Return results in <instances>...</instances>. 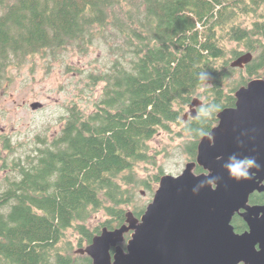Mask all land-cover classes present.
Returning a JSON list of instances; mask_svg holds the SVG:
<instances>
[{"label": "trees", "instance_id": "16d2710c", "mask_svg": "<svg viewBox=\"0 0 264 264\" xmlns=\"http://www.w3.org/2000/svg\"><path fill=\"white\" fill-rule=\"evenodd\" d=\"M97 43L111 59L87 75L88 85L104 84L93 111L68 104L60 132L37 135L33 148L1 136L0 264H90L69 231L83 248L103 227L125 224L128 211L141 217L138 189L154 191L164 174L138 176L136 167L153 158L150 140L177 124L196 160L201 133L236 104L237 89L264 75V0H0V90L12 83V68L31 58L56 59L71 47L87 52ZM247 52L253 59L244 68L231 66ZM195 98L202 100L197 117L185 120ZM206 105L216 107L205 120ZM251 201L264 202V193ZM100 211L106 220L90 228ZM233 223L238 232L247 228L239 215Z\"/></svg>", "mask_w": 264, "mask_h": 264}, {"label": "water", "instance_id": "95a60500", "mask_svg": "<svg viewBox=\"0 0 264 264\" xmlns=\"http://www.w3.org/2000/svg\"><path fill=\"white\" fill-rule=\"evenodd\" d=\"M252 59L247 52L231 66L244 68ZM235 96L236 104L221 110L218 124L200 139L196 160L178 175L161 177L141 217L128 211L125 224L104 227L79 253L89 255L93 264H264V204L250 203L253 193L264 192V75L241 86ZM201 104L195 98L190 108L195 112ZM40 106L32 104L33 109ZM233 153L255 158L261 168L250 170L251 179H230L222 164ZM197 166L204 171L197 173ZM209 175L220 177L215 190L205 186L194 193ZM236 215L248 229L236 230Z\"/></svg>", "mask_w": 264, "mask_h": 264}, {"label": "rangeland", "instance_id": "374dc122", "mask_svg": "<svg viewBox=\"0 0 264 264\" xmlns=\"http://www.w3.org/2000/svg\"><path fill=\"white\" fill-rule=\"evenodd\" d=\"M227 44L230 47L236 45ZM110 59L108 47L97 43L87 52L71 47L61 52L56 59L38 55L21 68L13 67L10 71L12 83H8L5 89L0 90V158L1 154L5 153L1 146V136H11L15 147H20L23 143L26 148H33L37 135H47L48 138L53 139L60 132L64 122L62 116L66 115L68 104L76 103L84 110L93 111V100L100 96L104 84L88 85L87 75L91 71L105 70ZM234 60L231 59V63ZM239 77L241 72L229 79L227 85H234ZM37 102L41 106L33 109L32 104ZM191 110L188 107L185 114ZM171 127L172 131L161 130L150 140V155L153 158L150 162H142L136 167L139 178L150 179L151 175L160 172V168L164 170L162 176L178 175L186 164L192 161L185 151L189 139L177 134L180 126L173 124ZM3 177L4 172L0 171V184ZM152 186L154 191H148L144 187L138 189L136 204L146 205L147 208L154 198L159 183H153ZM125 207L127 210L133 209L132 204ZM106 218V213L100 211L93 215L87 224L93 229ZM68 233L75 250L79 252L82 249L78 244L80 236L73 230ZM88 244H84L83 248ZM126 244L127 241L123 246L125 247Z\"/></svg>", "mask_w": 264, "mask_h": 264}, {"label": "clouds", "instance_id": "9594fccd", "mask_svg": "<svg viewBox=\"0 0 264 264\" xmlns=\"http://www.w3.org/2000/svg\"><path fill=\"white\" fill-rule=\"evenodd\" d=\"M201 80H207L210 78L209 74L206 71H203L199 74ZM216 106H204L200 108L201 118L208 119L215 109ZM202 135H206V133H201ZM237 143L242 145L243 142L238 140ZM222 168L227 171L230 179L235 180L237 182L241 180L251 179L252 175L251 169H260L261 165L257 163L256 159L249 156H241L238 153H233L228 156L227 160L222 164ZM206 177H210L206 176ZM220 177H210L205 180H202L198 183L196 187L193 188V192L196 193L199 189L210 186V188L214 191L216 186L218 185V180Z\"/></svg>", "mask_w": 264, "mask_h": 264}, {"label": "flooded vegetation", "instance_id": "af4514ba", "mask_svg": "<svg viewBox=\"0 0 264 264\" xmlns=\"http://www.w3.org/2000/svg\"><path fill=\"white\" fill-rule=\"evenodd\" d=\"M193 113H194V115H193ZM196 117H197V113H196V111L194 112V111L191 110V112H188L187 114H185V120H188L189 118H196ZM255 193H264V192H255ZM255 193H253V194L251 195V197H252L253 195H255ZM250 203H251V204H264V202H261V203H254V202L251 201V198H250ZM246 225H247V224H246ZM103 228H104V227H103ZM103 228H102V229H103ZM113 229H114V228H113ZM246 229H248V226H247ZM246 229H245V230H246ZM245 230H244V231H245ZM242 232H243V231H242ZM128 234L131 236V232H130V233H127L126 235H128ZM129 238H130V237H129ZM129 238H127V237L125 236V241H124V242L128 241ZM124 242L122 243V246H123ZM90 243H91V242H90ZM123 247H124V246H123ZM125 247H126V246H125ZM125 247H124V248H125ZM114 250H115L114 248L111 250V251H112V254L114 253ZM81 254H82V253H81ZM91 259H92V258H91ZM90 264H93V260H92V262H91Z\"/></svg>", "mask_w": 264, "mask_h": 264}]
</instances>
